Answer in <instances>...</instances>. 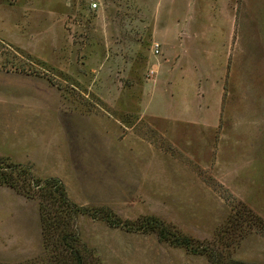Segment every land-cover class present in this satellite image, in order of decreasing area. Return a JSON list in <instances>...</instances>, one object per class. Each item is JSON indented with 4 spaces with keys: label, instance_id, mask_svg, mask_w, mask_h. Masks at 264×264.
Listing matches in <instances>:
<instances>
[{
    "label": "rangeland",
    "instance_id": "1",
    "mask_svg": "<svg viewBox=\"0 0 264 264\" xmlns=\"http://www.w3.org/2000/svg\"><path fill=\"white\" fill-rule=\"evenodd\" d=\"M0 158L84 208L85 264H208L104 211L264 264V0H0ZM239 205L262 222L223 250ZM51 257L39 200L0 186V264Z\"/></svg>",
    "mask_w": 264,
    "mask_h": 264
},
{
    "label": "trees",
    "instance_id": "2",
    "mask_svg": "<svg viewBox=\"0 0 264 264\" xmlns=\"http://www.w3.org/2000/svg\"><path fill=\"white\" fill-rule=\"evenodd\" d=\"M0 186L10 187L26 197L39 200L45 249L49 256H52V259H46L41 264H85L76 234L72 230V219L86 211L69 200L63 184L58 179L37 178L29 167L0 158ZM239 206L240 212L236 210L235 213L240 215V218L229 216L220 229V234L215 235L218 247L224 248L223 250L230 245L235 247L256 221L262 222L260 217L252 213L249 208L244 205ZM242 212L247 213L255 221L246 222V226ZM93 216L104 220L110 226H122L128 231L153 232L159 241L166 242L172 247L183 248L193 255H205L208 264H245L231 259L224 260L221 256L220 259H216L208 248L197 244L194 246L189 238L175 234L152 217H141L127 226L128 223H121L118 219L113 220L108 211Z\"/></svg>",
    "mask_w": 264,
    "mask_h": 264
},
{
    "label": "built area",
    "instance_id": "3",
    "mask_svg": "<svg viewBox=\"0 0 264 264\" xmlns=\"http://www.w3.org/2000/svg\"><path fill=\"white\" fill-rule=\"evenodd\" d=\"M94 6H96V5H93V8H94ZM158 48H159V46H158L157 44H154V46H153V51H154L155 53H157V52H158Z\"/></svg>",
    "mask_w": 264,
    "mask_h": 264
}]
</instances>
